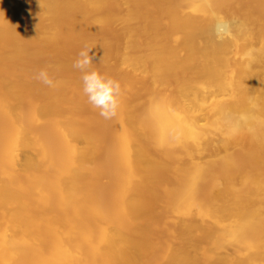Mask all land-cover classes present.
<instances>
[{
    "label": "bare ground",
    "instance_id": "obj_1",
    "mask_svg": "<svg viewBox=\"0 0 264 264\" xmlns=\"http://www.w3.org/2000/svg\"><path fill=\"white\" fill-rule=\"evenodd\" d=\"M0 264H264V0H0Z\"/></svg>",
    "mask_w": 264,
    "mask_h": 264
},
{
    "label": "clouds",
    "instance_id": "obj_2",
    "mask_svg": "<svg viewBox=\"0 0 264 264\" xmlns=\"http://www.w3.org/2000/svg\"><path fill=\"white\" fill-rule=\"evenodd\" d=\"M221 22H223L222 18ZM217 38L223 39L224 36L218 32ZM90 51L91 49L80 52V58L75 62L74 67L84 73L82 76L83 91L88 98V102L94 108L99 109L101 116L109 119L116 115L119 107L120 84L118 81L106 77L97 71L88 70L92 62V57L89 55ZM36 78L48 87L56 86V83L46 70H41Z\"/></svg>",
    "mask_w": 264,
    "mask_h": 264
},
{
    "label": "rangeland",
    "instance_id": "obj_3",
    "mask_svg": "<svg viewBox=\"0 0 264 264\" xmlns=\"http://www.w3.org/2000/svg\"><path fill=\"white\" fill-rule=\"evenodd\" d=\"M119 26V25H118ZM229 251V249H227Z\"/></svg>",
    "mask_w": 264,
    "mask_h": 264
}]
</instances>
